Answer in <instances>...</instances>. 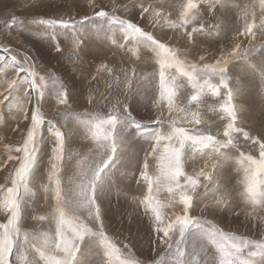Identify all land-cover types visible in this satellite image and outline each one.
<instances>
[{
    "label": "snow or ice",
    "instance_id": "obj_1",
    "mask_svg": "<svg viewBox=\"0 0 264 264\" xmlns=\"http://www.w3.org/2000/svg\"><path fill=\"white\" fill-rule=\"evenodd\" d=\"M85 3L92 15L79 19L13 15L0 21L9 33L40 26L62 57L58 37L70 38L73 64L86 40L103 31L132 64L102 65L113 82L104 92L90 86L87 103L103 110L78 112L79 97L60 77L42 75L27 52L0 46V124L16 121L11 130L22 132L0 161L7 173L0 183V264H264V0H132L131 8L113 3L110 10L96 0ZM230 31L236 32L231 40ZM242 76L260 82L259 124ZM136 97L157 110L150 118L155 127L141 130ZM206 113L219 123H209ZM77 133L89 142L80 145L87 153L73 148ZM133 163L143 190L135 206L155 234V257L143 260L110 235L106 223L105 203L127 178L116 173ZM233 164L240 175L230 188L225 173ZM41 190L47 211L32 208ZM241 203L248 209L247 234L208 218Z\"/></svg>",
    "mask_w": 264,
    "mask_h": 264
},
{
    "label": "rangeland",
    "instance_id": "obj_2",
    "mask_svg": "<svg viewBox=\"0 0 264 264\" xmlns=\"http://www.w3.org/2000/svg\"><path fill=\"white\" fill-rule=\"evenodd\" d=\"M100 3L101 7H105V10H110L113 3H128L131 8L132 0H96ZM32 5H35L32 7ZM2 9V10H1ZM133 14L137 22L144 26V23L139 20L137 14L138 9H132ZM92 15L91 7L85 3V0H0V21H10L13 15L18 17H26L31 15H41L46 18H57L63 16L68 18L69 15L79 19L82 15ZM230 18H234L233 14H229ZM236 25L233 24L232 27ZM91 33H95L96 29L91 25H86ZM147 30H152L148 27ZM163 32L167 36L173 35V30L164 28ZM158 37L160 33H155ZM228 39L231 40L236 36L235 31L227 33ZM61 41V48L63 51V57L60 53L55 51L53 43V37L46 34L40 26L32 25L29 31L21 33L18 29H12L9 32L5 31L4 24H0V46H9L16 49L20 53L27 52L31 56L36 65L37 70L42 75L55 73L60 77L71 90L72 93L79 97V104H73V110L82 112L85 108L92 110L93 108L103 110V106L89 105L87 103V97L91 88H98L100 92L105 91L107 83H112L114 77L109 76L106 69L102 68V65H107L109 68L131 67L132 64L128 59V56L123 53V50L117 51V49L110 44V41L105 38L103 31L100 34L93 35L91 39L86 40V46L83 47L80 53V61L73 64L68 58L69 49L72 47L70 38H66L61 35L58 37ZM3 52L0 51V55ZM15 54V53H13ZM20 57H18L19 59ZM134 59V58H133ZM85 67V68H84ZM151 68H145V71H151ZM96 77V80L92 78ZM244 87L247 89V103L255 105L254 119L257 124L261 121L260 105L261 97L260 90L261 85L258 79H254L251 76L241 77ZM115 85H113V91ZM95 95V93H93ZM123 98L122 96L120 97ZM113 102H115L113 100ZM211 102V101H210ZM132 104V101H129ZM134 108L133 114L137 116V121L143 120V128H152L155 125L150 123V118L154 119L158 115L157 110L144 107V101L141 97H136V102L132 105ZM247 106V105H246ZM55 101H52L51 111H56ZM63 110V109H61ZM7 116V112H5ZM206 119L209 123L218 124V117L214 113H206ZM22 128L27 125L26 121H20ZM252 121H249L251 125ZM16 127V121H9L6 124H0V161L7 159L6 144H18L22 141V132H13L11 129ZM255 134V133H254ZM81 133H77L76 142L73 144V148L77 151H84L87 153V149H81L80 145L88 144V141L80 139ZM147 148V144L143 145ZM140 145L135 146V150L139 152ZM45 151H48L46 148ZM14 154V153H13ZM258 154V153H254ZM139 158L142 161L143 152H139ZM124 164H127V159L124 160ZM47 164V157H45V165ZM191 171V168H189ZM127 172V178L123 180V184L120 188H113L109 200L106 201L105 207L109 210V221L111 228L109 234L114 235L118 241L122 240L123 244H128L131 252L138 259L154 258L155 253L152 248L155 247L151 243L155 239V234L150 231V225L147 218L143 215V209H136L135 199L142 197L143 190L136 184L133 176H138V172L135 167V163L131 168L120 167L116 175L121 176L122 173ZM41 174H45V169L41 170ZM7 173L0 170V183L3 182V178ZM239 175L235 170L233 164L229 170L225 173L226 179L229 182V187L237 186L239 181ZM46 180V176H45ZM34 203L32 208L38 211H47L46 202L44 200L42 190L37 197L32 198ZM208 203V201H204ZM32 209H29L31 212ZM177 207L173 211H179ZM200 208L197 207L196 213L199 214ZM247 207L241 203L240 207L234 210L218 209L215 215L209 213L208 218L214 219V222L220 224L225 230L239 229L240 232L248 233L249 226L247 225L246 212ZM3 214H0V221L4 220ZM123 224V225H122ZM29 225H26V227ZM251 231L254 233L255 228ZM123 245H121L122 247Z\"/></svg>",
    "mask_w": 264,
    "mask_h": 264
},
{
    "label": "bare ground",
    "instance_id": "obj_3",
    "mask_svg": "<svg viewBox=\"0 0 264 264\" xmlns=\"http://www.w3.org/2000/svg\"><path fill=\"white\" fill-rule=\"evenodd\" d=\"M2 10V9H1ZM85 68V67H84ZM135 205V204H134ZM123 225V224H122Z\"/></svg>",
    "mask_w": 264,
    "mask_h": 264
}]
</instances>
